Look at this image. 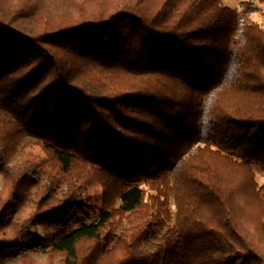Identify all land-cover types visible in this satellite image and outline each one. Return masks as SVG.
I'll return each mask as SVG.
<instances>
[{
  "label": "trees",
  "instance_id": "trees-1",
  "mask_svg": "<svg viewBox=\"0 0 264 264\" xmlns=\"http://www.w3.org/2000/svg\"><path fill=\"white\" fill-rule=\"evenodd\" d=\"M240 6L0 0V264H264V0Z\"/></svg>",
  "mask_w": 264,
  "mask_h": 264
},
{
  "label": "rangeland",
  "instance_id": "rangeland-1",
  "mask_svg": "<svg viewBox=\"0 0 264 264\" xmlns=\"http://www.w3.org/2000/svg\"><path fill=\"white\" fill-rule=\"evenodd\" d=\"M225 4H228L232 7H235L237 9H240V4L244 0H223ZM261 10L254 14V18L260 22L264 26V7L261 6ZM15 161V158L11 161L13 163ZM258 179L263 182L264 181V176L261 173H258ZM3 184V164L0 163V188L2 187ZM30 208H28L23 215L28 216L29 215Z\"/></svg>",
  "mask_w": 264,
  "mask_h": 264
}]
</instances>
